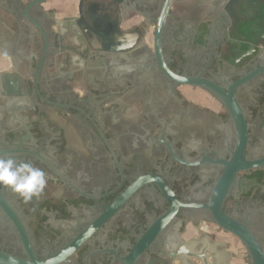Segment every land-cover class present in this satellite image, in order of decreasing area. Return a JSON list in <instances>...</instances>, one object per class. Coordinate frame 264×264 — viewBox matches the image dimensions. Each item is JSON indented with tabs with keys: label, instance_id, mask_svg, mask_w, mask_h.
Segmentation results:
<instances>
[{
	"label": "flooded vegetation",
	"instance_id": "flooded-vegetation-1",
	"mask_svg": "<svg viewBox=\"0 0 264 264\" xmlns=\"http://www.w3.org/2000/svg\"><path fill=\"white\" fill-rule=\"evenodd\" d=\"M50 3L0 0V157L48 177L0 185V252L231 264L220 216L264 251V0Z\"/></svg>",
	"mask_w": 264,
	"mask_h": 264
},
{
	"label": "water",
	"instance_id": "water-1",
	"mask_svg": "<svg viewBox=\"0 0 264 264\" xmlns=\"http://www.w3.org/2000/svg\"><path fill=\"white\" fill-rule=\"evenodd\" d=\"M41 1H45V0H41ZM68 1L72 2L75 0H51L50 5L56 6V5H59L63 2H68ZM166 7H167V5H166ZM166 7H165V9H166ZM159 30H160V26H158L157 32H159ZM186 83H188V82H186ZM196 84L204 86V84L201 81H197ZM215 219H216L217 225L222 227L224 230L230 232L231 234L236 236L241 241L243 247L245 248L246 252L249 255L251 264H264V251H263L261 245L255 240L254 237L250 236L248 234V232L243 227L239 226L238 224H236L232 221H229L228 219H226L224 217L222 218V216H220L219 218L217 217ZM86 233H88V231H86ZM84 239H85V237L81 236L77 240H75L73 242V244H71L70 246H68L66 248V250L62 253L61 258L60 259L58 258V260H56V262L63 259L65 256L70 255L84 241ZM144 248H145V245L138 243L133 248V250L129 254L128 258L125 260V264H133L135 259L138 257V255L141 252H143ZM245 250H244V253L246 255ZM28 255H29L30 262L22 261V260L16 259L14 257L8 256V255L0 252V264H54V263L56 264L55 261H52V262L50 261L48 263L38 262L30 251H28ZM195 257L197 258L198 256H195ZM246 258H247V255H246ZM247 260H248V258H247ZM248 263H249V260H248ZM203 264H206V260H203Z\"/></svg>",
	"mask_w": 264,
	"mask_h": 264
},
{
	"label": "clouds",
	"instance_id": "clouds-1",
	"mask_svg": "<svg viewBox=\"0 0 264 264\" xmlns=\"http://www.w3.org/2000/svg\"><path fill=\"white\" fill-rule=\"evenodd\" d=\"M48 177L44 169L30 161L0 157V185L10 188L25 201L38 197L46 187Z\"/></svg>",
	"mask_w": 264,
	"mask_h": 264
},
{
	"label": "rangeland",
	"instance_id": "rangeland-1",
	"mask_svg": "<svg viewBox=\"0 0 264 264\" xmlns=\"http://www.w3.org/2000/svg\"><path fill=\"white\" fill-rule=\"evenodd\" d=\"M236 251L235 258L231 261V264H249L242 247H232ZM191 263L198 264L197 261L191 260Z\"/></svg>",
	"mask_w": 264,
	"mask_h": 264
},
{
	"label": "bare ground",
	"instance_id": "bare-ground-1",
	"mask_svg": "<svg viewBox=\"0 0 264 264\" xmlns=\"http://www.w3.org/2000/svg\"><path fill=\"white\" fill-rule=\"evenodd\" d=\"M175 263V262H174Z\"/></svg>",
	"mask_w": 264,
	"mask_h": 264
}]
</instances>
